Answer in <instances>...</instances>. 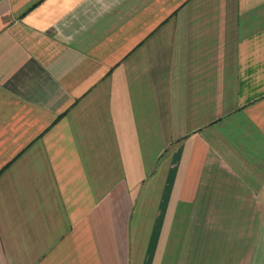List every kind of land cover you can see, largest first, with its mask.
I'll return each instance as SVG.
<instances>
[{"label":"crops","instance_id":"obj_1","mask_svg":"<svg viewBox=\"0 0 264 264\" xmlns=\"http://www.w3.org/2000/svg\"><path fill=\"white\" fill-rule=\"evenodd\" d=\"M0 264H264V0H0Z\"/></svg>","mask_w":264,"mask_h":264}]
</instances>
